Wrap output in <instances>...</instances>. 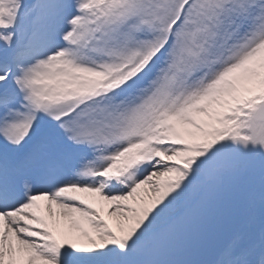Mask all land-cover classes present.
<instances>
[{
    "label": "snow or ice",
    "instance_id": "1",
    "mask_svg": "<svg viewBox=\"0 0 264 264\" xmlns=\"http://www.w3.org/2000/svg\"><path fill=\"white\" fill-rule=\"evenodd\" d=\"M0 264H264V0H0Z\"/></svg>",
    "mask_w": 264,
    "mask_h": 264
}]
</instances>
